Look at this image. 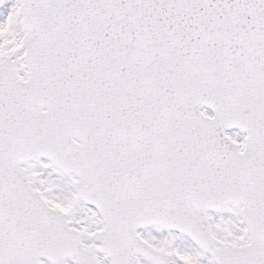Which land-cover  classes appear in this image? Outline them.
I'll use <instances>...</instances> for the list:
<instances>
[{
    "label": "snow or ice",
    "instance_id": "6c2138e0",
    "mask_svg": "<svg viewBox=\"0 0 264 264\" xmlns=\"http://www.w3.org/2000/svg\"><path fill=\"white\" fill-rule=\"evenodd\" d=\"M0 264H264V0H0Z\"/></svg>",
    "mask_w": 264,
    "mask_h": 264
}]
</instances>
